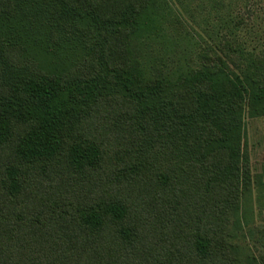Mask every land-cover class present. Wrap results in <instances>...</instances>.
<instances>
[{
    "label": "trees",
    "instance_id": "16d2710c",
    "mask_svg": "<svg viewBox=\"0 0 264 264\" xmlns=\"http://www.w3.org/2000/svg\"><path fill=\"white\" fill-rule=\"evenodd\" d=\"M199 1L204 47L169 0H0V264H257L227 236L264 52L240 34L252 6ZM94 108L116 118L100 139ZM109 176L123 194L76 195Z\"/></svg>",
    "mask_w": 264,
    "mask_h": 264
},
{
    "label": "rangeland",
    "instance_id": "374dc122",
    "mask_svg": "<svg viewBox=\"0 0 264 264\" xmlns=\"http://www.w3.org/2000/svg\"><path fill=\"white\" fill-rule=\"evenodd\" d=\"M185 1L190 4L188 6L189 11H183L182 7L175 4V0H169V3H171L174 10L181 15L184 29L192 34L195 39L200 40L198 35H201L202 40L207 43L209 38H207V35L204 33L206 25H204L202 19H205V17L207 18V11H210L209 6L207 7V11L204 9L203 13H200L197 9H195L197 5L202 4L199 0ZM228 1L233 3L235 11H243L245 6L253 7L254 12L246 18V25L243 27L240 34L249 49H256L257 51L264 52V0H225V2ZM189 13L195 16V21L190 19ZM208 19H210V17ZM202 40H200L201 46L204 47L206 46V43ZM208 42L211 43L210 41ZM154 47L158 49L159 45L155 44ZM181 48L182 46L180 49ZM187 50L190 53L189 57H194L193 53H195V46L191 47V45H187L185 51ZM160 54L169 60L170 66L184 62V60H180V62L177 56H172L171 60L168 58V54ZM89 120L91 121V129H87L86 136H88L91 131V134L94 137L96 136L100 139V135L103 134L104 129L112 131L117 128L116 118L112 115V113L101 108H94L88 121ZM245 122L247 151L249 156L250 171L252 173L253 188L248 201H241L240 209L237 215L240 226L238 227L233 220L229 223L230 233L235 234L236 237L231 238L228 235L227 238L238 245L240 251L238 257L241 261H245L250 256H253L257 260V264H262L260 257H264V116L246 118ZM107 146L108 147L106 148L110 150H112L111 148H115V145L112 147L109 145ZM255 181L262 183L260 191L259 187L255 184ZM90 182L91 185L89 186L86 179L79 180L78 187L75 189L76 195L78 193V195L85 196V198H90L89 196L94 197V195L108 198L113 197L114 193L120 195L123 194L122 190L116 187L118 182L115 178H113V176H109L108 181H104V183L99 187L97 185V180L90 179ZM56 185L57 183L53 189L55 194L59 193L67 196L72 190V187L67 183V181L61 184L58 192L56 191ZM230 219H233V217Z\"/></svg>",
    "mask_w": 264,
    "mask_h": 264
}]
</instances>
